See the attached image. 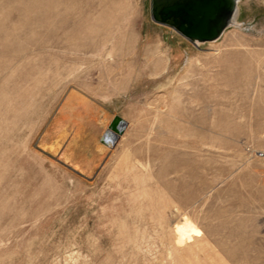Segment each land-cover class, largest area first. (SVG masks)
<instances>
[{
	"label": "rangeland",
	"instance_id": "rangeland-1",
	"mask_svg": "<svg viewBox=\"0 0 264 264\" xmlns=\"http://www.w3.org/2000/svg\"><path fill=\"white\" fill-rule=\"evenodd\" d=\"M150 10L0 0V264H264V0L199 45Z\"/></svg>",
	"mask_w": 264,
	"mask_h": 264
},
{
	"label": "water",
	"instance_id": "water-1",
	"mask_svg": "<svg viewBox=\"0 0 264 264\" xmlns=\"http://www.w3.org/2000/svg\"><path fill=\"white\" fill-rule=\"evenodd\" d=\"M239 0H151V19L171 27L194 44L215 42L230 27L237 25ZM124 122L116 118L111 130L121 133ZM104 143H108L104 139Z\"/></svg>",
	"mask_w": 264,
	"mask_h": 264
},
{
	"label": "bare ground",
	"instance_id": "bare-ground-1",
	"mask_svg": "<svg viewBox=\"0 0 264 264\" xmlns=\"http://www.w3.org/2000/svg\"><path fill=\"white\" fill-rule=\"evenodd\" d=\"M107 141L108 145H113L115 142L112 140ZM174 232L176 234L177 244L180 245L190 242L194 237H198L200 235L199 230L192 222H190L188 218H185L182 222L177 223L174 227Z\"/></svg>",
	"mask_w": 264,
	"mask_h": 264
}]
</instances>
